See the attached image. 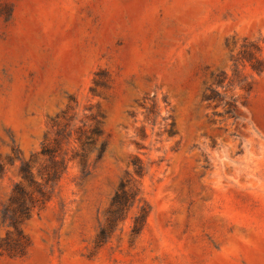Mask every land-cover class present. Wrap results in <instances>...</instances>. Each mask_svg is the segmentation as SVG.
Returning <instances> with one entry per match:
<instances>
[{"label":"rangeland","instance_id":"obj_1","mask_svg":"<svg viewBox=\"0 0 264 264\" xmlns=\"http://www.w3.org/2000/svg\"><path fill=\"white\" fill-rule=\"evenodd\" d=\"M254 43L264 0H0V264H264ZM59 131L68 170L20 235L4 208ZM122 182L152 212L101 241Z\"/></svg>","mask_w":264,"mask_h":264},{"label":"trees","instance_id":"obj_2","mask_svg":"<svg viewBox=\"0 0 264 264\" xmlns=\"http://www.w3.org/2000/svg\"><path fill=\"white\" fill-rule=\"evenodd\" d=\"M244 57L249 61L252 70L258 74L264 72V60L261 56V50L257 44L247 45L243 52ZM207 100L213 98L212 95L205 97ZM65 132L59 131L58 137L55 138L53 144L43 145L41 154L48 160L47 165L42 169L41 175L44 177V185L38 183L30 171L29 165L23 164L21 167V175L23 180L28 184L30 190H27L22 184L15 185L12 197L10 199V206L4 208V220L8 222L9 226L13 227L20 235L22 234L21 224L25 219L30 217V212L36 201L45 202L50 198L49 191L46 190V185L57 186L69 167V159L64 150L65 146ZM93 141L87 142L91 145ZM84 145V144H83ZM82 157H84L82 155ZM135 171L139 175H144L145 168L138 161L134 162ZM3 175V168L0 164V178ZM128 184L122 182L119 190L115 193L112 200L111 208L108 211L107 227H102L99 238L104 241L110 233H112L116 222L123 219L127 215V211L139 203V214L134 218V225L132 233L134 235L140 234L152 212V207L147 200L139 199V192L135 189H127ZM38 200H37V199ZM30 202V205L26 203ZM17 207L13 209V207Z\"/></svg>","mask_w":264,"mask_h":264}]
</instances>
